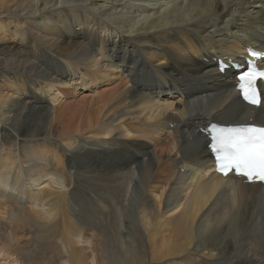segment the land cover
<instances>
[{
	"label": "bare ground",
	"instance_id": "obj_1",
	"mask_svg": "<svg viewBox=\"0 0 264 264\" xmlns=\"http://www.w3.org/2000/svg\"><path fill=\"white\" fill-rule=\"evenodd\" d=\"M247 48L264 52V0H0V263L264 264V185L215 173L204 133L264 126L219 69Z\"/></svg>",
	"mask_w": 264,
	"mask_h": 264
},
{
	"label": "snow or ice",
	"instance_id": "obj_2",
	"mask_svg": "<svg viewBox=\"0 0 264 264\" xmlns=\"http://www.w3.org/2000/svg\"><path fill=\"white\" fill-rule=\"evenodd\" d=\"M257 75L264 73L249 72L239 76L240 90L244 98L257 104L254 82ZM210 151L215 155L219 170L227 175L235 168L239 174L251 181L258 177L264 183V127H241L220 129L213 137Z\"/></svg>",
	"mask_w": 264,
	"mask_h": 264
},
{
	"label": "rangeland",
	"instance_id": "obj_3",
	"mask_svg": "<svg viewBox=\"0 0 264 264\" xmlns=\"http://www.w3.org/2000/svg\"><path fill=\"white\" fill-rule=\"evenodd\" d=\"M115 78V79H114ZM114 78H111L109 80V78H103V80L99 81L98 84L96 86H91L86 88H78L77 91L74 90V88H72L71 91V95L67 94V96L64 94L65 93V89L62 90L63 93H61L62 95L60 96V99L58 101V103H56L55 105L53 104L52 110L47 114H41L37 111H32L29 114V117L27 119V123L26 125L22 128L21 130V134L23 135H27V134H33L36 133L38 134V132H42V128L44 126V124L48 127H51L53 124L57 123L58 121H60L59 119L61 118V114L64 112V110H66L69 105L73 104L76 106L81 105L82 103L86 102H91L92 99L97 98V97H101V96H105L111 89H113L114 87H116L120 81L118 80V76H114ZM0 85L2 86L3 83L0 82ZM0 86V91H2L4 93V95H7L8 90L5 88H1ZM65 95V96H64ZM77 109V107H76ZM75 109V110H76ZM74 110V111H75ZM64 122V121H62ZM64 126L65 123H63V125L58 126L57 132H56V138L58 140H64L65 137H62V132L64 131ZM75 137H83L80 139H77V141L79 143L81 142H86L88 141L89 143L92 141L90 139V135L88 132H84L81 134H74ZM163 141L165 142H169V149L165 150L164 152H159L158 150H154L156 151V154L158 156V158H160V156H162L163 153H165L166 155H173L171 152V147H172V143L170 142V139L168 138V135H164L162 136ZM108 138L107 137H103V136H99V139H97L96 141H99V143L101 141H107ZM161 154V155H160ZM160 155V156H159ZM163 157V156H162ZM101 160L104 161H109V158H102ZM147 160V158H146ZM162 164L160 163L159 166H161ZM159 166L157 168H159ZM137 176V175H136ZM2 264V263H0Z\"/></svg>",
	"mask_w": 264,
	"mask_h": 264
}]
</instances>
